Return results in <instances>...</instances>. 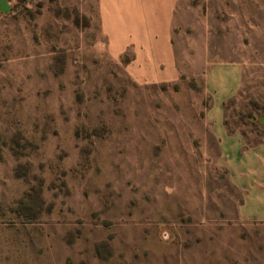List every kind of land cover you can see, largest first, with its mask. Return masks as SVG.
I'll return each instance as SVG.
<instances>
[{
	"label": "rangeland",
	"instance_id": "374dc122",
	"mask_svg": "<svg viewBox=\"0 0 264 264\" xmlns=\"http://www.w3.org/2000/svg\"><path fill=\"white\" fill-rule=\"evenodd\" d=\"M6 1L0 264H264L207 86L243 66L223 118L256 140L264 0Z\"/></svg>",
	"mask_w": 264,
	"mask_h": 264
},
{
	"label": "crops",
	"instance_id": "0c3cea01",
	"mask_svg": "<svg viewBox=\"0 0 264 264\" xmlns=\"http://www.w3.org/2000/svg\"><path fill=\"white\" fill-rule=\"evenodd\" d=\"M242 76L243 66L237 62L213 67L207 82L214 97L208 120L213 124L212 132L229 170L230 184L243 193L242 218L264 222V131L258 128L256 140L241 131L231 132L225 126L222 112L223 103L239 91ZM258 124L264 127V119L260 117Z\"/></svg>",
	"mask_w": 264,
	"mask_h": 264
},
{
	"label": "water",
	"instance_id": "95a60500",
	"mask_svg": "<svg viewBox=\"0 0 264 264\" xmlns=\"http://www.w3.org/2000/svg\"><path fill=\"white\" fill-rule=\"evenodd\" d=\"M7 1L6 0H0V10H3L4 12L7 11Z\"/></svg>",
	"mask_w": 264,
	"mask_h": 264
}]
</instances>
